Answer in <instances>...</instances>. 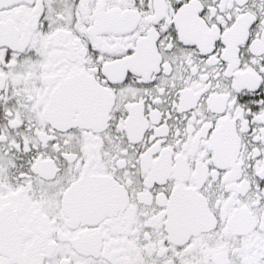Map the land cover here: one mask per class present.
Returning <instances> with one entry per match:
<instances>
[{
	"label": "snow or ice",
	"instance_id": "snow-or-ice-1",
	"mask_svg": "<svg viewBox=\"0 0 264 264\" xmlns=\"http://www.w3.org/2000/svg\"><path fill=\"white\" fill-rule=\"evenodd\" d=\"M0 264H264V0H0Z\"/></svg>",
	"mask_w": 264,
	"mask_h": 264
}]
</instances>
